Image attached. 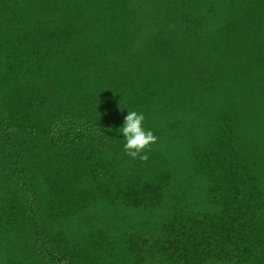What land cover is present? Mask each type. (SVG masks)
Returning a JSON list of instances; mask_svg holds the SVG:
<instances>
[{"label": "rangeland", "instance_id": "374dc122", "mask_svg": "<svg viewBox=\"0 0 264 264\" xmlns=\"http://www.w3.org/2000/svg\"><path fill=\"white\" fill-rule=\"evenodd\" d=\"M243 2L0 0V109L10 99L14 111L26 102L32 112L25 125L28 116L20 110L13 121L0 113V178L5 179L1 169L6 168L14 178L7 184L0 179V206L11 202L13 192L31 207L42 234L69 241L100 238L118 250L113 264H132L125 241H156L176 199V205L190 210H212L207 184L193 168L191 147L202 148L215 136L225 111L237 122L240 141L256 163L264 196V65L245 71L247 54L237 49L249 42L239 33L241 26L246 29L239 13ZM28 53L32 59L24 58ZM129 56L140 58L139 65ZM190 59L198 70L204 64L206 81L194 82ZM93 64L134 69L120 79L108 67L104 77L96 78ZM128 111L142 113L145 130L158 137L145 153L146 162L124 152L119 129ZM96 143L104 184H123L128 177L163 184L161 207L112 206L102 197L63 222H51L43 170L70 161L68 167L75 168L73 160L81 156L90 171L97 162ZM90 182L81 180L79 187ZM16 242L10 234L0 241V264L31 262V252Z\"/></svg>", "mask_w": 264, "mask_h": 264}, {"label": "trees", "instance_id": "16d2710c", "mask_svg": "<svg viewBox=\"0 0 264 264\" xmlns=\"http://www.w3.org/2000/svg\"><path fill=\"white\" fill-rule=\"evenodd\" d=\"M239 11L242 16L240 21L247 29L241 26L240 37L246 36L249 42L238 44L237 49L247 54L245 71H250L264 65V52H261L264 47V40H261L264 39V26L260 24L264 21V0H245ZM29 57L32 59L33 56L30 53L24 55L25 59ZM31 59L27 63H32ZM128 60L135 65L141 61L137 56ZM201 64L203 66L198 70V65L192 59L187 61V67L195 70L194 82L197 83L206 81L204 64ZM22 65L20 62L17 68ZM89 66L96 78L98 75L104 77L103 73L108 67L117 78L126 70L134 69L107 64ZM131 82L137 84L138 80L131 79ZM1 86H7L6 80L1 82ZM260 92L264 97V86ZM28 108L30 105L25 102L24 107L19 109L28 116L22 120L24 125L32 115ZM19 110L14 111L10 99H7L2 103L0 113L6 120L13 121V116ZM219 123L215 136L205 146L199 148L193 144L191 147L193 168L207 184L205 196L212 210H190L176 205V199L168 217L159 226L156 241L148 243L144 240L138 245L132 239L125 241L132 264H204L208 261L264 264V196L258 168L240 141L241 132L237 122H233L225 111L220 114ZM11 126H15V122ZM26 134L32 135L31 132ZM11 138V134L6 137L11 143L9 150L14 148ZM96 144L94 156L97 162L90 171L86 169V160H82L81 156L74 158L75 168L68 167L70 161L62 168L43 170L41 175L47 190V211L51 222H63L102 197L112 206L122 205L140 210L161 207L165 200L163 184L140 182L131 177L123 184H104L99 173L101 145ZM108 145L109 150H115L114 143ZM9 170L1 169L5 179H0L4 184L14 181ZM86 178L90 179L91 185L80 188L79 182ZM11 195V202H1L0 206V241L10 234L17 241V246L31 252V262L8 264H113L119 260L118 250L112 248V252L109 246L98 241L100 238L69 241L62 235L56 237L48 231L42 234L31 207L22 204L21 198L13 192Z\"/></svg>", "mask_w": 264, "mask_h": 264}, {"label": "clouds", "instance_id": "9594fccd", "mask_svg": "<svg viewBox=\"0 0 264 264\" xmlns=\"http://www.w3.org/2000/svg\"><path fill=\"white\" fill-rule=\"evenodd\" d=\"M144 120L142 113L128 111L123 126L119 129L125 140V154L142 162L147 161L148 156L145 153L151 151V146L158 140L151 130H145Z\"/></svg>", "mask_w": 264, "mask_h": 264}]
</instances>
